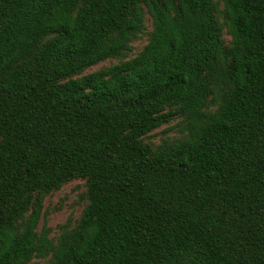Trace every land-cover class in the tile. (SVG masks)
<instances>
[{
  "label": "trees",
  "instance_id": "obj_1",
  "mask_svg": "<svg viewBox=\"0 0 264 264\" xmlns=\"http://www.w3.org/2000/svg\"><path fill=\"white\" fill-rule=\"evenodd\" d=\"M35 259L264 264V0H0V264Z\"/></svg>",
  "mask_w": 264,
  "mask_h": 264
},
{
  "label": "rangeland",
  "instance_id": "obj_2",
  "mask_svg": "<svg viewBox=\"0 0 264 264\" xmlns=\"http://www.w3.org/2000/svg\"><path fill=\"white\" fill-rule=\"evenodd\" d=\"M148 29H150V23L147 21ZM146 43V37L143 36L141 39L136 40L133 43L134 52L138 51ZM114 59L104 61L102 63L96 64L87 71L95 70L101 65H106ZM163 128L161 126L154 131L153 139L158 140L160 130ZM169 135H173V132H169ZM83 184L81 180H73L65 186H63L59 191L51 194L45 199L44 202V212L47 221V226L52 228L51 234L57 232L58 225L63 223L68 215H72L73 218H76L83 206V202L79 199L78 194L82 191ZM42 221V218H41ZM30 264H47L46 259H35Z\"/></svg>",
  "mask_w": 264,
  "mask_h": 264
}]
</instances>
